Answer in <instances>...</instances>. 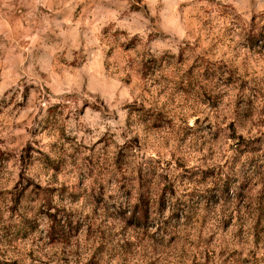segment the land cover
<instances>
[{"label":"rangeland","instance_id":"1","mask_svg":"<svg viewBox=\"0 0 264 264\" xmlns=\"http://www.w3.org/2000/svg\"><path fill=\"white\" fill-rule=\"evenodd\" d=\"M0 264H264V0H0Z\"/></svg>","mask_w":264,"mask_h":264}]
</instances>
